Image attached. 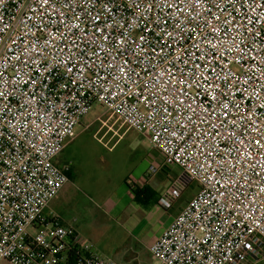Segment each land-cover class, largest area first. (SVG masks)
<instances>
[{
	"label": "built area",
	"instance_id": "1",
	"mask_svg": "<svg viewBox=\"0 0 264 264\" xmlns=\"http://www.w3.org/2000/svg\"><path fill=\"white\" fill-rule=\"evenodd\" d=\"M96 105L200 187L153 258L264 264V0H0V262L121 264L46 214Z\"/></svg>",
	"mask_w": 264,
	"mask_h": 264
},
{
	"label": "rangeland",
	"instance_id": "2",
	"mask_svg": "<svg viewBox=\"0 0 264 264\" xmlns=\"http://www.w3.org/2000/svg\"><path fill=\"white\" fill-rule=\"evenodd\" d=\"M75 134L79 137L64 148L58 160H71L77 190L78 202L68 206L66 212L76 219L80 235L99 255L120 262L126 255L142 253L144 261L150 263L151 255L144 248L151 246L152 239L167 224V215L180 205L184 207L198 193L199 185L187 181L175 165L163 166L152 176L150 168L160 164L162 155L146 137L124 126L101 105L94 106L82 119ZM128 180L131 186L138 183L160 196L179 185L182 194L168 210L159 203L147 207L136 199ZM56 204L64 208L65 196H60Z\"/></svg>",
	"mask_w": 264,
	"mask_h": 264
},
{
	"label": "crops",
	"instance_id": "3",
	"mask_svg": "<svg viewBox=\"0 0 264 264\" xmlns=\"http://www.w3.org/2000/svg\"><path fill=\"white\" fill-rule=\"evenodd\" d=\"M82 122V121H81ZM79 135L78 134H74L73 138H71L70 140L67 141L65 149L69 146V144L71 142H73L76 138H78ZM60 158H57V164L60 167H64V166H68L69 167V172H70V181L63 187V189L59 192V194L53 199V201L51 202L49 208L46 211V214L49 215L50 213L54 214L55 216H57L61 223L63 225L66 226H73L76 231L80 234L79 228L78 226L75 225L76 223V219L74 221V219H72L70 216V214L67 211L66 208H68V206L75 204L76 202H78V198L76 196L77 194V190H76V185L75 182L72 180V162L71 160H69L68 162L66 160H63L61 163L58 162ZM152 179V178H151ZM128 186L129 188L133 189H145L143 186L139 185L138 183L136 184L134 182L135 185L129 184V180H128ZM156 191H151V192H147L145 196H140V198H136L139 202H141L143 205L149 207V205L152 204H158V200L161 197L159 194H155ZM64 195L65 196V202H66V206L63 208L61 205H57L56 201L57 199L60 198V196ZM176 203V201L174 202ZM173 203V204H174ZM146 207V208H147ZM182 205H180L178 207V209H176L175 211L172 212L171 215H167L166 217V222L167 224H164L163 228L160 230L159 234L156 235L151 242V245L156 242L158 240V238L163 234V232L168 228V226L173 222L175 216L182 210ZM69 210V209H68ZM165 222V223H166ZM149 247H145L144 249L146 250L145 252H147L149 255H151L150 251H149ZM102 256V255H101ZM151 258V262L150 263H146L144 261V258L142 257V253L137 255V254H133L131 256H124V258L122 259V261H120L121 264H161L159 261L155 260V258H152V255L150 256ZM109 258V257H107ZM4 262V261H3ZM1 263V262H0ZM7 263V262H6ZM9 264V263H8Z\"/></svg>",
	"mask_w": 264,
	"mask_h": 264
},
{
	"label": "trees",
	"instance_id": "4",
	"mask_svg": "<svg viewBox=\"0 0 264 264\" xmlns=\"http://www.w3.org/2000/svg\"><path fill=\"white\" fill-rule=\"evenodd\" d=\"M67 175L70 177V172L67 171ZM133 191L135 192L136 194V198H140V196H145L146 193L148 192V189H142V190H139V189H133Z\"/></svg>",
	"mask_w": 264,
	"mask_h": 264
}]
</instances>
